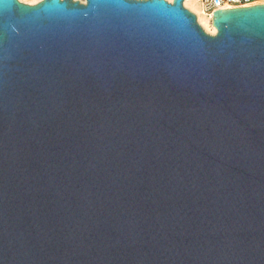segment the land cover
Wrapping results in <instances>:
<instances>
[{"label": "water", "instance_id": "1", "mask_svg": "<svg viewBox=\"0 0 264 264\" xmlns=\"http://www.w3.org/2000/svg\"><path fill=\"white\" fill-rule=\"evenodd\" d=\"M0 0V264H264V3Z\"/></svg>", "mask_w": 264, "mask_h": 264}, {"label": "built area", "instance_id": "2", "mask_svg": "<svg viewBox=\"0 0 264 264\" xmlns=\"http://www.w3.org/2000/svg\"><path fill=\"white\" fill-rule=\"evenodd\" d=\"M167 1L171 2L172 0H167ZM195 2L197 3L200 12L211 20L212 13L216 9L239 7V6H250L253 4L264 3V0H195ZM183 5H184V1H183ZM195 15L197 18L196 13Z\"/></svg>", "mask_w": 264, "mask_h": 264}, {"label": "bare ground", "instance_id": "3", "mask_svg": "<svg viewBox=\"0 0 264 264\" xmlns=\"http://www.w3.org/2000/svg\"><path fill=\"white\" fill-rule=\"evenodd\" d=\"M35 1L38 0H33L32 2ZM184 5L189 7L193 12L197 14V21L206 31H208V33H214L215 27L212 25V23L208 22V17L200 12L195 0H184Z\"/></svg>", "mask_w": 264, "mask_h": 264}, {"label": "rangeland", "instance_id": "4", "mask_svg": "<svg viewBox=\"0 0 264 264\" xmlns=\"http://www.w3.org/2000/svg\"><path fill=\"white\" fill-rule=\"evenodd\" d=\"M19 1H21V2H25V3H28V4H33V3H35V2H37V1H35V2H32L33 0H19ZM185 6V5H184ZM187 9H189L190 11H192L189 7H187V6H185ZM193 12V11H192ZM194 13V12H193ZM208 22L209 23H211V20L210 19H208ZM203 28V27H202ZM204 29V28H203ZM205 30V29H204ZM206 31V30H205ZM215 31H216V29H215ZM214 31V32H215ZM206 32H208V31H206Z\"/></svg>", "mask_w": 264, "mask_h": 264}]
</instances>
